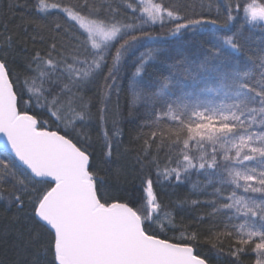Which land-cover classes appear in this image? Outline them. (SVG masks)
Listing matches in <instances>:
<instances>
[{"label": "snow or ice", "instance_id": "obj_1", "mask_svg": "<svg viewBox=\"0 0 264 264\" xmlns=\"http://www.w3.org/2000/svg\"><path fill=\"white\" fill-rule=\"evenodd\" d=\"M0 137L7 264H264V0H10Z\"/></svg>", "mask_w": 264, "mask_h": 264}, {"label": "trees", "instance_id": "obj_2", "mask_svg": "<svg viewBox=\"0 0 264 264\" xmlns=\"http://www.w3.org/2000/svg\"><path fill=\"white\" fill-rule=\"evenodd\" d=\"M21 2H24V0H21ZM75 2V0H73ZM10 3V0H0V9L7 8L8 4ZM158 192L160 193L161 200L165 205H168L171 207L172 204L177 202L178 199H183L187 197L188 199H196L195 196L189 195V190L187 186H180V187H169L164 186L163 188H158ZM208 209L205 207H192L187 208L183 212L179 213L177 215V222L183 223L184 225H191V230H199L201 232H206L208 228V221L205 220L204 223H197V218L203 215L205 212H207ZM171 235V233H170ZM225 244V252H227V247L229 242L224 241ZM198 251L201 253L208 254L210 256L214 257V253L211 250V245L209 244H201V246L198 248ZM13 254L8 251L2 244H0V261H5V264H7V261L12 258ZM253 259L252 256L245 257V264H249V262ZM230 257L222 258L220 264H230ZM212 264H216V260L213 258Z\"/></svg>", "mask_w": 264, "mask_h": 264}, {"label": "water", "instance_id": "obj_3", "mask_svg": "<svg viewBox=\"0 0 264 264\" xmlns=\"http://www.w3.org/2000/svg\"><path fill=\"white\" fill-rule=\"evenodd\" d=\"M2 145H3V138L0 137V147H2Z\"/></svg>", "mask_w": 264, "mask_h": 264}]
</instances>
